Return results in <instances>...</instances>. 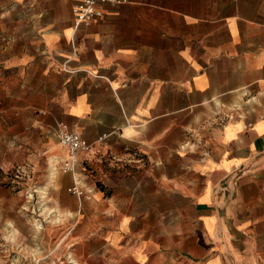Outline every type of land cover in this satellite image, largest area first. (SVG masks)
Instances as JSON below:
<instances>
[{"label":"crops","instance_id":"obj_1","mask_svg":"<svg viewBox=\"0 0 264 264\" xmlns=\"http://www.w3.org/2000/svg\"><path fill=\"white\" fill-rule=\"evenodd\" d=\"M75 1L0 0V164L31 126L43 153L19 260L264 264V0Z\"/></svg>","mask_w":264,"mask_h":264},{"label":"rangeland","instance_id":"obj_2","mask_svg":"<svg viewBox=\"0 0 264 264\" xmlns=\"http://www.w3.org/2000/svg\"><path fill=\"white\" fill-rule=\"evenodd\" d=\"M13 120L18 122L16 117ZM29 130L32 139L25 143L13 138L16 140L15 146L10 149L9 157L5 163L0 164V264H23L25 262L21 261L22 259L19 260V254H29L33 246L30 244L21 246L17 243L16 224L19 223L28 232L27 228L35 227L34 223L40 222L39 215L37 216L34 212L33 206L37 198L36 196L30 197L28 191L32 193L33 188H38L35 183L38 168L32 163L31 157L34 154L42 155L43 153L36 143L38 132L33 126L29 127ZM14 135L11 134V137ZM43 135L42 132V137ZM25 163L30 164L33 177L29 184L21 183L18 185L13 182V177L7 171H12L15 166ZM86 168L89 167L86 166ZM8 227H10V231L7 229ZM20 231L23 232V230ZM33 262V260H29L26 263L32 264Z\"/></svg>","mask_w":264,"mask_h":264},{"label":"built area","instance_id":"obj_3","mask_svg":"<svg viewBox=\"0 0 264 264\" xmlns=\"http://www.w3.org/2000/svg\"><path fill=\"white\" fill-rule=\"evenodd\" d=\"M109 2H121V0H106ZM100 0H76L73 4L72 11L76 24L84 21H91L102 15V10L99 8ZM57 137L62 146L68 149V155L63 159L61 168L64 172H76L79 159V152H84L90 155L94 152V143L85 139L77 130L69 127L65 122H60L57 130ZM13 177V182L18 185L21 183L29 184L33 177V170L30 164H19L12 171H7ZM36 191L33 188L32 194ZM68 191L78 196H83L88 190L75 180L68 187ZM30 194V191H28Z\"/></svg>","mask_w":264,"mask_h":264}]
</instances>
